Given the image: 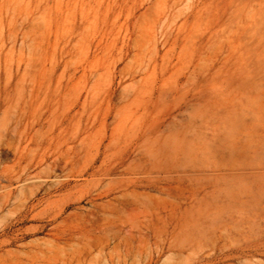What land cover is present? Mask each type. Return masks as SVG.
Listing matches in <instances>:
<instances>
[{
  "label": "rangeland",
  "instance_id": "rangeland-1",
  "mask_svg": "<svg viewBox=\"0 0 264 264\" xmlns=\"http://www.w3.org/2000/svg\"><path fill=\"white\" fill-rule=\"evenodd\" d=\"M0 109V264H264V0H0Z\"/></svg>",
  "mask_w": 264,
  "mask_h": 264
},
{
  "label": "bare ground",
  "instance_id": "bare-ground-1",
  "mask_svg": "<svg viewBox=\"0 0 264 264\" xmlns=\"http://www.w3.org/2000/svg\"><path fill=\"white\" fill-rule=\"evenodd\" d=\"M1 106H2V104H1ZM1 110V109H0ZM0 126L2 127V123L0 122ZM17 127V126H16ZM0 130H4V129H1L0 128ZM11 131V130H10ZM1 133V135H3V133L2 132H0ZM13 133V132H12ZM8 134H10V133H8ZM1 137V136H0ZM2 140V139H1ZM56 159V158H55ZM57 163V162H56ZM56 163L55 164H53V166H55L56 165ZM60 167V166H59ZM53 171V170H52ZM49 174V173H48ZM187 175V174H186ZM176 206V205H175Z\"/></svg>",
  "mask_w": 264,
  "mask_h": 264
}]
</instances>
